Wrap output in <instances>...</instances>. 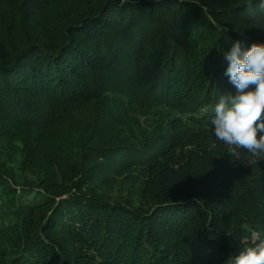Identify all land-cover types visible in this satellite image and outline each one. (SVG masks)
Instances as JSON below:
<instances>
[{"label":"trees","instance_id":"obj_1","mask_svg":"<svg viewBox=\"0 0 264 264\" xmlns=\"http://www.w3.org/2000/svg\"><path fill=\"white\" fill-rule=\"evenodd\" d=\"M48 1L0 0V264H227L264 239V158L211 124L260 0Z\"/></svg>","mask_w":264,"mask_h":264},{"label":"clouds","instance_id":"obj_2","mask_svg":"<svg viewBox=\"0 0 264 264\" xmlns=\"http://www.w3.org/2000/svg\"><path fill=\"white\" fill-rule=\"evenodd\" d=\"M259 8L264 10V0ZM246 10L255 15L253 0ZM229 62L225 75L236 93L220 95L214 106L211 124L217 141L232 149H244L258 160L264 158V42L253 41L243 48L237 40L225 54ZM227 264H264V239L259 237L230 256Z\"/></svg>","mask_w":264,"mask_h":264},{"label":"rangeland","instance_id":"obj_3","mask_svg":"<svg viewBox=\"0 0 264 264\" xmlns=\"http://www.w3.org/2000/svg\"><path fill=\"white\" fill-rule=\"evenodd\" d=\"M48 1V0H47ZM49 2V1H48ZM20 177H21V179H23V178H27L28 180L30 179V180H32V179H35V177H36V173H30V172H27V173H25V174H22V175H20Z\"/></svg>","mask_w":264,"mask_h":264}]
</instances>
